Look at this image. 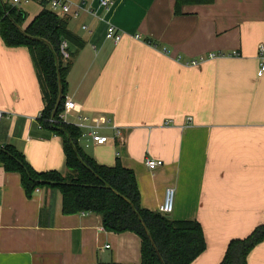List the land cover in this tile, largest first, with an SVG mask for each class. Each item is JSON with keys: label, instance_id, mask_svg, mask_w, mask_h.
Returning <instances> with one entry per match:
<instances>
[{"label": "crops", "instance_id": "0c3cea01", "mask_svg": "<svg viewBox=\"0 0 264 264\" xmlns=\"http://www.w3.org/2000/svg\"><path fill=\"white\" fill-rule=\"evenodd\" d=\"M67 1V28L83 47L71 61L66 99L108 137L79 145L100 165L118 159L131 169L146 210L158 212L173 189L167 217L203 230L206 249L191 264H219L230 240L264 221V0H212L179 15L174 0H110L106 8ZM19 9L25 28L43 7L32 0ZM109 25L118 43L106 39ZM209 53L221 56L185 65ZM43 106L29 51L0 38V146H13L37 172L64 176L62 140L38 123ZM146 159L161 165L149 170ZM0 264H141L140 239L106 232L93 213L64 215L57 189L26 196L19 174L0 163ZM246 264H264V240Z\"/></svg>", "mask_w": 264, "mask_h": 264}, {"label": "trees", "instance_id": "16d2710c", "mask_svg": "<svg viewBox=\"0 0 264 264\" xmlns=\"http://www.w3.org/2000/svg\"><path fill=\"white\" fill-rule=\"evenodd\" d=\"M212 0H174V14L184 6L209 4ZM23 28L26 14L0 0V38L7 48H26L31 56L43 109L41 128L60 137L67 174L37 172L13 146H0V163L7 172L18 173L26 196L48 187L60 191L62 213H93L101 218L106 232H130L140 239L141 264H191L206 249L203 230L197 221H172L159 212L141 207L135 174L116 159L113 166L100 165L79 145L80 130L59 118L67 92V75L75 51L83 47L67 28L66 17L46 8ZM65 43L64 59L60 50ZM74 49V50H73ZM264 240V221L246 237L229 241L219 264H246L251 250Z\"/></svg>", "mask_w": 264, "mask_h": 264}, {"label": "built area", "instance_id": "2783aa9c", "mask_svg": "<svg viewBox=\"0 0 264 264\" xmlns=\"http://www.w3.org/2000/svg\"><path fill=\"white\" fill-rule=\"evenodd\" d=\"M31 1L32 0H11V5L19 8L22 5L29 4ZM39 1H41V0H39ZM43 1L46 3V8L48 10H50L52 13H54L60 17H66V16H70V15L74 14L71 10L72 6L67 0H43ZM109 4H110V0H100V6L102 8H106ZM106 39H110L114 43H118V41L120 39L119 34H117L115 28L111 25H109L107 30H106ZM65 48H66V44L65 43L61 44L60 50H61L62 56L64 59H68L69 56L64 51ZM232 55H236V52H233ZM257 55H258V58L260 59L257 74H258V76H261L262 73L264 72V63H263L264 44H260L258 46ZM217 56H221V55L209 53L206 56H200L197 59H193V60L185 62V65L190 66V67H197V66L201 65L202 63H204L205 61L211 60ZM72 112L79 113V115L76 117V122L74 124H72L75 127H77L81 132L79 142L80 141H83V142L90 141L97 146L104 145L108 142L107 136L101 135L97 131L93 130L91 127L87 126V124H86L87 117L80 114V110L78 109L76 104L69 99H65L64 104H63V112L61 113L59 118L64 123H68L67 117ZM3 115H4L3 112L0 111V124H1V121L3 118ZM189 120L190 119L188 118V121ZM165 125H168V122H166ZM84 130H87L86 131L87 133L84 132ZM113 135H115V137L119 136V130L114 126H113ZM84 146L87 147V144ZM145 165L149 170H154L155 168H157L161 165V162L157 161V160L146 159ZM172 209H173V189L168 188L165 191L164 200H163V203L159 206L158 212L162 215L167 216L172 212Z\"/></svg>", "mask_w": 264, "mask_h": 264}]
</instances>
